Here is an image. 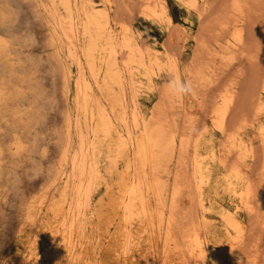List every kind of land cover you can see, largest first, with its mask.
<instances>
[{
    "label": "bare ground",
    "instance_id": "obj_1",
    "mask_svg": "<svg viewBox=\"0 0 264 264\" xmlns=\"http://www.w3.org/2000/svg\"><path fill=\"white\" fill-rule=\"evenodd\" d=\"M24 1L26 2L24 4L31 5L32 9H29H31L33 13L32 16L34 17V20L35 18H37L39 20V24L43 26L42 28H44V30L46 31L45 37L48 39V42L46 43L53 49V51L49 53V55L47 53V57H43L42 55L40 56L41 59L39 60L41 65H45L46 62V65L50 66L49 69H51V73H54L55 76L61 78L59 79L58 77H56V79L62 80V84L58 86L59 88L60 86L62 87L61 89H63V95L65 96V100H63L65 101L66 110L64 112V122L61 121L64 123V126L63 124H61L62 127H64V130L62 129L64 136L60 142V145L58 144L60 148V152H57V154H60L59 162H57V159V161L55 160L58 163V167L54 175L55 179L53 180L55 181V183L57 181L56 188L54 192L44 191L38 196L32 197L29 204L26 203L27 201L24 202L26 204L22 203L21 206L17 204L22 209L20 210L18 206V210H20L21 212L23 211V218L21 219L22 223L20 227L18 225L19 232L17 233V238L15 239L14 244L11 246L10 251L8 252L7 259L4 258L6 259V261L2 263L201 264L200 262L204 260L203 263L205 264V259L208 258L211 260L212 264H223V255L236 256L239 253V250L242 248V246H240V243L243 244L244 237L245 235H247V228H245V223L238 211L240 203L246 205V207L250 209V211L253 207L255 208V210L257 209L255 205L252 204L253 197L256 198V201H253L254 204L255 202H257L258 205L260 203L257 197H255V183L253 184L248 175L247 167L249 165L246 164V160L247 156L249 155H251L252 158V154H259V157L261 154L257 153L259 151L257 147L255 149L258 151L254 149L256 145H254L253 147L250 141H247L243 139V137H241V130L244 129L246 125L245 119H243V122L240 121L242 119L238 120L240 122H234L233 118H231L233 119V121L231 120L233 123L229 121L232 114H234L233 116L238 114L237 111L236 114L234 112L232 113L233 109H235L234 103H236L235 99L237 96L236 83L230 82L226 85V87L222 86V84L226 82H224V78L226 77L225 76L223 78L224 83L221 82V86L225 89L222 88L223 91L221 96L218 95L220 96V98L217 99L216 102L215 100H213L215 104H213L214 106L212 110L208 109V111H203V114H205L204 112H208L207 114H205L206 117L211 116L212 114L211 121H213V126H215L221 132V134L226 136V140H224L227 142L224 143L225 141L223 140L224 142L222 143V141L220 140L218 145L224 144V147L220 145L222 146V149L218 150L217 146L213 142L212 137L202 138L201 136H198V133L200 134L201 132L196 131L197 133L195 132V134H197L199 138L195 139V137H197L195 135L194 139L191 140L192 137L190 136V134L192 133L189 130H193L195 126H198L195 125L196 118L194 119V117H192L194 116L193 114H190L192 116L188 121L189 126L186 127L187 129L185 128L186 130L183 129L184 131L179 127V117L181 114H177V116H179V119L175 117H172V119L171 117H169L171 111L169 112V116L166 114V108L173 107L176 109V105H174V103L177 102L174 100V97L169 95L166 88H160L162 89L161 93L163 92V95L165 96L164 98H166L165 103H163L161 107H158L159 109L155 106L158 112L157 110H155L157 113L152 112L149 116L141 110L140 100L138 98L139 94L142 91H152L155 89V77L160 78V84H163L170 74L178 76L182 79V75L184 73L189 76L188 80L193 79V81L195 80L197 82L204 81V83L206 80L209 81V77H205L207 76L205 75L206 68L208 69L209 66L205 65L207 64L205 62L204 64L199 63L201 60L200 56L203 53L201 55L197 54L198 56L200 55L199 57H197V59L200 58V60H198L199 62L195 60V63L198 62L197 66L193 65V69H190L189 67H187V69L183 68L180 64V59L175 52L178 45L176 44L177 46L173 47L172 51L174 53L169 52L167 48L164 50L158 48L157 37L153 32H151L150 27L145 25L144 29H140L137 27L134 28L127 22H125L126 20L128 21L127 17L130 14L125 13L126 15L128 14L125 21L124 17L120 16V18L123 17L121 18L123 21H117L119 24L118 27H115V14L112 16L111 8L113 6H111V0H0V136L7 135V138L12 141V145L15 146V150L13 153L22 154L23 152L28 150V147H26L25 145L28 142L27 140L31 139L30 137L29 139H26L28 137V110H24V108L21 107L24 105L28 106V99H30L32 95L38 98L39 93L33 91L31 92V95L28 92V88L32 89L31 86H33V83L31 81L33 79H37L36 76L33 75L34 73L31 71V69L33 67V71L36 69L35 66L37 65L38 61L36 58H33V56H31L32 54H29L24 59V57L21 56V54L24 53L20 50V47L28 48V46L32 44L35 46H39L41 42H39V44L35 43L37 38L34 34V36H30L28 38V31L24 33L20 32L18 24L16 23V12H14V10L18 8V10L21 9L19 6L16 7V9H14L15 7L13 8L15 3L16 5L17 3L18 5H22ZM155 1L156 0H154V2ZM206 1L205 4L207 5L208 2ZM245 1L246 0H244V2ZM158 2H160V0ZM244 2L243 0H232L231 2L232 12H234L232 18H234L235 16V18L233 19V21L235 20V22L232 23V19L230 18L231 16L228 17L225 15V19H231L229 22H231L232 24L229 25H231L232 27L233 25H235L236 28V25L238 23H240L241 25H246V23H248L245 21L244 17L245 7L247 6L244 4ZM186 3L196 10H198L202 5L204 6V3L201 5L200 0H186ZM220 3H222L221 5H225L223 4V1L221 2V0ZM153 4H150L149 0H143L142 4H140L142 13H144L145 16L152 19L156 23H158V20L165 18L167 22H169V24H172L173 20L168 13L166 2L163 0L156 5ZM221 5L220 7H222ZM207 7L209 6L207 5ZM216 7H219V5ZM115 8L119 10L118 7ZM246 8L248 9V7ZM220 9L222 10L224 8ZM130 11L129 13H131ZM134 11L135 9H133L132 13ZM199 11L201 12L200 9ZM204 11L206 10H203V13ZM246 12L245 14H247L249 11L247 13ZM203 13L199 14L203 15ZM228 13L230 14V12ZM22 14H24L23 11ZM133 14L135 16L138 15L137 13ZM255 15H257V13ZM132 16L133 15H131V19ZM28 17L29 16L27 12V21H29ZM117 18L119 17L117 16ZM29 19L32 18L30 17ZM133 19V21H135V17ZM204 19L207 18L204 17L203 20ZM255 19L257 18L255 17ZM209 20L210 19H208V21ZM226 22L227 21L223 23L225 24ZM31 23H33L34 25L35 21L33 22L31 20ZM223 23H220L221 26H223ZM262 23H264V20L261 19V24ZM256 24L254 25L256 26ZM249 25L251 28V24ZM201 26L203 27L204 25ZM214 26L217 27V25ZM29 27L30 28L28 29H31L32 27L34 28V26L31 27V25H29ZM208 27L210 26H207V28L205 29H209ZM242 27H239L240 29L239 31L237 30L238 32L235 35L239 37L240 41H242ZM177 28L180 31V28ZM212 28V30L215 29L213 26ZM228 28H230V26H228ZM201 29L202 28L200 27V30ZM175 30L174 32H176ZM227 30L223 31L222 29L223 33L229 32ZM182 31H184V27ZM202 31H204V29ZM202 31H200V33L202 34L206 32V30L204 32ZM214 31L217 32V30ZM170 32H172V30ZM170 32L168 33V35L170 34ZM208 32L207 34H205L208 35L210 33ZM220 33L221 35H223L222 32ZM30 34L31 33H29V35ZM226 34L224 33V36ZM177 35L179 34L177 33ZM209 35V37H212L211 34ZM196 36L197 35H195V37ZM216 36H218V34ZM219 36L218 38L224 40L225 37L222 38L223 36ZM169 38L165 40L168 42ZM184 38L188 37L184 36ZM261 38L263 41L264 36ZM203 39L207 40L208 38H205L203 36ZM246 40L247 37L245 41ZM183 41L184 39L182 40V42ZM213 41L215 42V39ZM251 43H249L248 45H250ZM164 45L163 47H167V45L170 46V43L168 42L167 45ZM171 45H173V43H171ZM243 49L246 48L243 46ZM213 51H216V49ZM249 51H251L252 53V50ZM216 53L213 52V56H215L214 54ZM223 53H225V50ZM260 53H262V50ZM238 57L240 59L241 56L238 55ZM192 58L194 59L193 56ZM21 61H28V64L23 65L21 64ZM193 61L194 60L191 61V64ZM17 62H19L18 65H16ZM206 62L210 64L213 63L209 61ZM218 64L220 65V62ZM258 64L261 63L259 62ZM29 66L32 68L29 69ZM47 66L45 67L48 69ZM215 66L216 65L214 64V67ZM38 68H40V66ZM211 69H213V67ZM221 69L223 70L224 68L221 67ZM223 71H226V69ZM229 72L233 73L231 71ZM250 73L252 74V71ZM47 74L49 76V73ZM238 74L236 76H238ZM212 75L215 76L214 74ZM219 75L220 74L217 73L216 76L220 79ZM217 77H215V79H217ZM212 78L213 77H211L210 80H212ZM228 79L231 78L228 77L227 80ZM260 79H258V81H261V85L258 86H261L260 89L262 92H264V72L260 76ZM244 81H246L245 78ZM248 81L250 80L248 79L246 82ZM16 82H19L22 89L16 87ZM206 83L207 87L206 84L204 85L206 89L208 91L210 89L213 90L212 86L215 85L212 84L211 86H209V83ZM160 84L158 85L160 86ZM158 85L157 87H159ZM54 86L57 85L55 84ZM194 86H197L196 88H198L199 85ZM208 86L210 89H208ZM239 87H241L242 90V82L241 86ZM216 88L218 89L219 87L215 86L214 90ZM249 89L251 90L252 88L249 87ZM198 91L203 92L202 90ZM56 92H58L59 96L61 95L59 94V91ZM161 93L159 95H161ZM204 93L205 92H203V94ZM196 94L199 95L198 97L196 96L197 98L203 96L202 93L201 96L200 94H198V92H196ZM209 94L211 95V93ZM258 95L256 99L254 98V101L251 97L252 101L254 102L253 107L255 112L249 105L252 108L250 110L254 112H252L254 114L253 118H257L259 114L261 115V113L264 112V96L262 94ZM62 97L60 98L62 99ZM53 98L55 97L53 96ZM60 98L58 97V100ZM202 98H200L201 101L198 103V105L201 104L202 101H206L202 100ZM238 98L240 97H237V99ZM241 98H243V96ZM184 99L185 98L179 99L177 103L178 106L183 108V111L184 109L186 111L187 102H185ZM245 100L242 99V101ZM206 103L208 104V102H202V106ZM210 104L212 106V102ZM206 105H204V107L202 108H200L199 106L200 109L198 110H205ZM208 105L206 107V110L208 108ZM52 108H54L53 105ZM210 110L212 111V113L209 114ZM175 111L176 110H174V112ZM242 111L240 110L242 114H238V117L244 116L245 111ZM174 112L172 113L174 114ZM29 113L34 116L35 120H37L38 118H42V116L37 114V112L34 110ZM252 113L248 114L252 116ZM188 114L185 113V117ZM245 116H247L246 118L250 117L246 113ZM236 117H234L235 120L238 119ZM201 119L197 123L202 124ZM249 119L250 118L246 119V121ZM187 120L188 118L184 121ZM203 122L205 121L203 120ZM184 125L185 124H183V126ZM203 126V133L206 135L210 132V125L208 123H203L202 127ZM3 129H6L7 132H1V130ZM38 130L36 131L40 133V129ZM200 130L201 129H199L198 131ZM50 134H52L51 137L54 138V134L49 133L48 135L50 136ZM59 135L55 139L61 137ZM253 135L255 136L256 133ZM261 137L260 140H264V129L262 128ZM47 139L49 140V138ZM4 143V139L0 141V159H3L7 151L12 150L11 146L6 147L4 146ZM34 143L35 142L33 141V144ZM48 143L51 145L50 141H48ZM43 144L44 143H42V145ZM262 144H264L263 141L260 145ZM46 145H43V148ZM260 145L259 147H261ZM220 146H218V148ZM39 149L37 150L39 151ZM260 150V152H262V149ZM188 152L191 153L190 156H187ZM45 155L44 157L47 156ZM258 156H255V158H259ZM4 158L7 159L6 157ZM21 158L17 159L21 160ZM32 158L33 156L31 157V159ZM252 159V161L257 160L254 159V157ZM30 160L29 162L31 163V161L33 160ZM252 166L253 165L251 162L250 167ZM184 169L187 171H184ZM252 169H254V167H252ZM6 170L7 168L3 167L0 164V176H4L6 173H10L11 175L12 170ZM183 172L189 173L184 174ZM48 173L50 174L49 171ZM12 174H14V172ZM51 174L53 175V173ZM12 177H10L9 179H11ZM44 181L46 180L44 179ZM261 182H263V180ZM9 185L5 184V186H8L6 187L7 189L9 188ZM2 186L5 187L4 184ZM53 186L55 185H52V187ZM42 187L41 189L44 188ZM0 189L2 190V188ZM219 189H222L230 196L236 197V199L239 200V203H236L235 206H232L230 204L225 205L220 202L218 200V195H220ZM9 190L13 191L10 188ZM9 193L11 194V192ZM2 195L0 196L2 197ZM182 195H190V199H188L189 197H186L188 201H196V204L201 210V214H199V216H194L196 214L195 210L198 209H192L195 214L193 212V216H190L189 212L191 210V207L189 208V206H187L188 209H185V206V208L182 207V202L184 200L183 198V200L181 201V198L183 197ZM206 197L208 199L209 205L205 202ZM259 200L261 201L260 196ZM8 202L10 203V201ZM185 202L186 201H184V203ZM257 204L256 206L258 207ZM196 207L194 206L193 208ZM207 211L215 212L219 216L221 226L215 225L210 221L209 217H207L205 213ZM181 213H184V215L180 216ZM6 216L7 215H5V217ZM185 217L187 218L186 221H184ZM261 225L263 226L264 223ZM248 228V239H250V235L252 236V232L250 234V225ZM252 240L253 239L247 240L248 243L245 242L247 243L245 244L247 248L249 246L248 244H251L248 250L252 248V243H249ZM257 243L258 242H256V245ZM245 249L246 248L244 247V250ZM244 250L243 252H245ZM250 250L253 251V249ZM250 250L248 252H250ZM254 255L255 253L253 254V257L251 255L250 257L249 255H247L251 264L254 262ZM260 257L261 256H259V258ZM241 259H243V257ZM245 260L246 259L239 261L241 264H243ZM229 261L230 260H228V264ZM231 262H233V260Z\"/></svg>",
    "mask_w": 264,
    "mask_h": 264
},
{
    "label": "rangeland",
    "instance_id": "obj_2",
    "mask_svg": "<svg viewBox=\"0 0 264 264\" xmlns=\"http://www.w3.org/2000/svg\"><path fill=\"white\" fill-rule=\"evenodd\" d=\"M29 1V0H28ZM96 1H99V0H96ZM117 0H111V6H113L112 8H111V13H112V16L114 15V18H115V23H114V26L115 27H118V22L117 21H123L121 18H123L124 17V21L126 20V16H128V14H130L129 16H130V19H129V16L127 17L128 18V21L130 22L131 20V24L126 20L125 22H127L129 25H131L132 27H134V28H140V29H144L145 28V25H147L148 27H150L151 28V32H153L155 35H156V37H157V46H158V48H161V49H166L167 48V50L169 51V52H171V53H174L172 50H173V47L174 46H177V49L175 50V52H176V55H178V57H179V59H180V64H181V66L183 67V68H185V69H187V67H189L190 69H193L194 68V66L196 65L197 66V63L199 62L198 60H200V58H201V60H200V62L199 63H202V64H204V62L205 63H207V64H205V65H208L209 66V68L207 69L206 68V72H205V75H207V76H205V77H209L208 79H209V81H205V83H204V81H193V79L191 80H189V81H193V89H194V94L192 95V94H190V95H186L185 97H183V98H185L184 99V101L185 102H187V109H186V111H185V109H184V111H183V108H181L180 106H178V99H175L174 98V100L175 101H177L176 103H174V105H176V109L175 108H173V107H168V108H166V114L169 116V112H170V116L169 117H175V118H178L179 116H177V114L179 115V114H181L180 115V121H179V127H180V129L181 130H186L187 128V126H189V124H188V121H189V119L191 118V116L192 115H190V114H193L194 116H192V117H194V119H195V125H198L197 127L195 126L194 127V129L192 130V129H190L189 131H191V133L193 134H190V136L192 137L191 138V140H193L194 139V137H195V135L197 136V134H195V132L197 131V132H201L200 134L198 133V136H201L202 138H204V137H207V138H213V142L215 143V145L217 146V149L218 150H220V149H222L221 147L224 145H222V144H220V145H222V146H220V145H218L219 144V141L221 140L222 141V143L226 140L225 138H226V136H224L223 134H221V132L215 127V126H213V121H211L212 120V114H211V116H205V114H207L208 112H204L205 114H203V111H208V109H213V104H215V102H216V100L217 99H219L220 98V96H221V94H222V91H223V89H225L224 87H226V85L228 84V83H236V90H237V92H236V103H234V107H235V109H233V111H232V113L234 112L235 114H236V111H237V113L238 114H242L241 112H240V110L242 111V110H244V111H242V112H244V116L243 117H238L237 115L238 114H236L235 116H233L234 114H232V116L230 117V122H232L233 121V119H234V122H236V121H238V120H240V119H242V120H240V121H242L243 122V119H245V122H246V125H245V127H244V129H242L241 130V137H243V139H245V140H247V141H250V143H252V145H253V147H254V145H256L255 147H254V149L257 147V149L259 150H256V151H258L257 153H261L260 154V157L258 156L259 154H257V155H254V154H252V158L254 157V159H257V160H254V161H252L253 159L251 158V155H249V156H247V160H246V164H248L249 166L248 167H250V165H251V162H252V167H254V169H255V171H254V169H252V167H250V168H248L247 167V170H248V175H249V177H250V179H251V181L253 182V184H254V186H255V197H257V199H258V201L260 202H258L259 203V205L257 204V202H255V204L253 203V201H256V198H254L253 197V201H252V204L253 205H255V207L257 208L256 210H255V208L253 207L252 209H251V211H250V209H248L247 207H246V205H244L243 203H240V207H239V209H238V211H239V213H240V215H241V217H242V220L244 221V223H245V228H247V235H245V237H244V240H243V244L242 243H240V246H242V248L239 250V253L236 255V256H228V255H223V264H228V260H230L229 261V264L231 263V264H239L240 263V261L239 260H243V259H246L244 262L243 261H241V262H243V264H251V262H249L250 260H249V257H250V255L253 257V254L255 253V257H254V262L252 263V264H264L263 262V260H264V225L262 226L261 224H263L264 223V210H263V207H264V201H263V199H264V144H262V145H260L261 143H262V141H263V143H264V140L263 139H261L260 140V137H261V128L262 129H264L263 127H264V112H262L261 113V115L259 116H257V118L255 117V118H253L254 117V112H255V110H254V107H253V104H254V98L256 99V97H257V95L258 94H262L263 96H264V92H262L261 91V89H260V87L258 86V85H261V79H260V76L263 74V72H264V53H263V51H264V38H263V41H262V38L261 37H263L264 36V23H262L261 24V19L262 20H264V0H249V1H245L244 2V0H243V2H244V4L245 5H247L246 7H248V9L245 7V11H244V17H245V21L246 22H248V23H246V25L244 24V25H241L240 23H238L237 25H236V28H235V25H233V27L231 26V25H229V24H232L233 22H235V20L233 21V19L235 18V16H234V18H232L233 16L232 15H234V12H232V5H231V2H232V0H221V2L223 1V4H225V5H221L222 3H220V0H200V3H201V5L204 3V6L202 5L199 9L201 10V12L199 11V9L198 10H196V9H194V8H192V7H190L187 3H186V0H164L165 2H166V5H167V8H168V13H169V15L172 17V20H173V25L172 24H169V22H167V20L164 18H162V19H160V20H158V23H156V22H154L152 19H150V18H148L147 16H145V14L144 13H142V8L140 7V4H142V2H143V0H119V1H117ZM139 1V2H138ZM142 1V2H141ZM159 1V0H158ZM157 0L154 2V0H149V3L150 4H153V5H156V4H158V3H160V2H162L161 0H160V2H158ZM205 1L206 2H208L207 3V5L209 6V7H207V5L205 4ZM216 1V2H215ZM260 1V2H259ZM141 2V3H140ZM210 2V3H209ZM249 2V3H248ZM24 3H26L25 1L23 2V4L22 5H18V3H17V5H16V3H15V5H14V3H13V8L14 9H16V7H20V9L21 10H18V9H16V10H14V12H16L15 14V16H16V23L18 24V28L20 29V32L21 33H24V32H27L28 31V38L31 36H34V35H36V42L35 43H38L39 44V42H41L40 43V45L39 46H35V45H30V46H28V48H26V47H20V50L21 51H23V53L24 54H21V56L22 57H24V59L30 54H32L31 56H33V58H36L37 59V61H38V63H37V65L35 66L36 67V69L33 71L32 69L34 68H32V67H30L29 66V69L30 68H32L31 69V71L34 73L33 75L34 76H36V80H32L31 82L33 83V86H31L32 87V89L31 88H28V92L32 95V93L31 92H33V91H36V92H39L38 93V98H36V97H34L33 95H32V97L30 98V99H28V106H26V105H24V106H22L21 108H24V110H28V137L26 138V139H29V137L31 138V139H29V140H27L26 142H27V144H25L26 145V147H28V150L27 151H25V152H23L22 154H20V153H13L14 152V150H15V146L14 145H12V141H10L7 137V135L5 136V135H2V136H0V141H2L3 139L5 140V143H4V146H11L12 147V150L11 151H7L6 153L10 156H8L6 153H5V156L4 157H6L7 159H5L4 157H3V159H0V164L3 166V167H6L7 168V170H9L10 169V171L12 170V173L14 172V174H12L11 173V175L13 176H11L10 175V173H6L4 176H0V188H2V190L0 189V195H2V197L0 196V264H3L2 262H4V261H6V259H7V257H8V252L10 251V248H11V246L14 244V242H15V239L17 238V233L19 232V227L21 226V223H22V218H23V211L21 212L20 210H22L21 209V204L22 203H24V202H26V203H30V201H31V199H32V197H35V196H38L40 193H42V192H44V191H49V192H54V190H55V188H56V183H57V181H56V183H55V181H53L54 179H55V173H56V169H57V167H58V163L57 162H59V159H60V154H57V152L59 153L60 151V148H59V145H60V142H61V140H62V138H63V136H64V133H63V130H64V127H62V125L61 124H63V126H64V112H65V110H66V105H65V96L63 95V89H61L62 87L60 86V88H59V86L58 85H61L62 84V80H58V79H56V77H58V76H55V74L54 73H51V69H49L50 68V66H47L46 64V62H45V65H41V63H40V60L39 59H41V57L40 56H42L43 55V57H47V53H48V55H49V53H51L52 51H53V49H52V47L51 46H49V45H47V43L46 42H48L47 40V38L45 37L46 36V31L44 30V28H42L43 26H41L40 24H39V20L37 19V18H35V20H34V17L32 16L33 15V13H32V11H31V5L30 4H24ZM115 3V4H114ZM117 3V4H116ZM118 3H120V4H118ZM140 3V4H139ZM168 3V4H167ZM216 3H218V4H216ZM260 3V4H259ZM176 4H178V5H176ZM249 4H253V5H249ZM117 5V6H116ZM205 5H206V8H205ZM219 5V7H216V6H218ZM220 5L222 6V7H220ZM259 7H257V6ZM120 6V7H119ZM142 6V5H141ZM189 6V7H188ZM226 6V7H225ZM115 7H118L119 8V10L117 9V8H115ZM124 7V8H123ZM139 7V8H138ZM143 7V6H142ZM257 8V9H255V8ZM29 8H31V9H29ZM138 8V9H137ZM203 8V9H202ZM215 8V9H214ZM220 8H224V9H220ZM251 8V9H250ZM133 9H135V11L133 12V13H137L136 15L137 16H135L133 13H132V11H133ZM211 9V10H210ZM212 9H213V11H212ZM217 9H219V10H217ZM27 10V11H26ZM29 10V11H28ZM117 10V11H116ZM129 10H132V11H130L131 13H129V11L127 12V11ZM203 10H206V11H204V13H205V15H204V13H203ZM221 10V11H220ZM229 10V11H228ZM22 11H23V13L24 14H22ZM26 11V12H25ZM138 11V12H137ZM139 11H140V14H139ZM192 11V12H191ZM211 11V12H210ZM215 11H217V12H215ZM220 11V12H219ZM248 13H247V12ZM257 11V12H256ZM27 12H28V20L29 21H27V18H26V15H27ZM123 12V13H122ZM207 12V13H206ZM209 12V13H208ZM213 12V13H212ZM228 12H230V14L228 13ZM245 12L247 13V14H245ZM22 15H21V14ZM125 13H128L127 15L125 14ZM199 13H203V15H204V17H206L207 19H204L203 20V15L201 14H199ZM232 13V14H231ZM249 13H251V14H249ZM257 13V15H255ZM120 14V15H119ZM260 14V15H259ZM19 15H21V16H19ZM24 15V16H23ZM120 18V16H123V17H121L120 19L119 18H117V16ZM131 15H133L132 16V19H131ZM212 15V16H211ZM225 15L226 16H228V17H230L231 19H232V23L231 22H229L231 19H225ZM116 16V17H115ZM21 17H22V19H21ZM32 18V19H29V18ZM135 17V21H133L134 18ZM210 17V18H209ZM213 19H212V18ZM248 17V18H247ZM252 17V18H251ZM255 17L257 18V19H255ZM260 19H259V18ZM250 18V19H249ZM19 19V20H18ZM117 19H119V20H117ZM208 19H210L209 21H208ZM252 19V20H251ZM255 19V20H254ZM259 19V20H258ZM31 20L34 22L35 21V23H34V25H33V23H31ZM165 20V21H164ZM202 20V21H201ZM257 20V21H256ZM225 21H227L225 24L223 23V22H225ZM255 21H256V23H255ZM117 22V23H116ZM200 22V23H199ZM223 23L222 25L223 26H221V24L220 23ZM229 22V23H228ZM218 23V24H217ZM227 23H228V26H230V28H228V26H227ZM27 24H28V26H27ZM117 24V25H116ZM200 24V25H199ZM209 24V25H208ZM213 24V25H212ZM249 24H251V28H250V25ZM254 24H256V26L254 25ZM29 25H31V27L32 26H34V28L32 27L31 29H28V28H30L29 27ZM39 25V26H38ZM170 25H172V26H170ZM176 27H175V26ZM201 25H204L203 27L201 26ZM214 25H217V27L216 26H214ZM259 25H261V26H259ZM36 26V27H35ZM184 27V31H182L183 30V27ZM202 28L201 30H200V27ZM207 26H210V27H208L209 29H205V28H207ZM212 26L215 28L214 30H217V32H215L214 30H212L213 28H212ZM227 26V27H226ZM245 27V28H243V27ZM254 26V27H253ZM259 26V27H258ZM263 26V27H262ZM42 29H41V28ZM170 27H171V29H170ZM177 27H179L180 28V31H179V29L177 28ZM182 27V28H181ZM222 27V28H221ZM239 27H242V41H240L239 40V37L238 36H235L236 35V33L239 31ZM253 27V28H252ZM255 27H257V28H255ZM263 29H262V28ZM36 28V29H35ZM168 28V29H167ZM221 28V29H220ZM229 29V30H227V29ZM255 28V29H254ZM28 29V30H27ZM175 29H177V30H175ZM185 29H186V31H185ZM204 29V31L206 30V32H204V31H202ZM222 29H223V31H225V30H227V31H229V32H224L225 34L226 33H228V34H226L225 36H224V33H223V31H222ZM225 29V30H224ZM232 29H235V30H232ZM252 31H251V30ZM257 29V30H256ZM263 31H262V30ZM172 30V32H170V31ZM174 30L176 31V32H174ZM199 31V33H198V31ZM210 32H208V31ZM212 32H211V31ZM238 30V31H237ZM260 32H259V31ZM179 31V32H178ZM200 31H202V32H204V34L206 33L207 34V32L209 33V34H211L212 35V37H213V39H212V37H209L210 35L208 34V35H204V34H202V33H200ZM214 31V32H213ZM231 31V32H230ZM170 32V34L168 35V33ZM220 32H222V34L223 35H221V33ZM245 32V33H244ZM246 32H249V33H246ZM253 33V34H251V33ZM29 33H31L30 35H29ZM175 33V34H174ZM177 33L180 35H177ZM187 33V34H186ZM199 35H198V34ZM212 33H214V34H212ZM220 33V34H219ZM231 33V34H230ZM263 35H262V34ZM34 34V35H33ZM44 34V35H43ZM203 35L205 38H208L207 40L209 41H207V40H205V39H203V36H201V35ZM218 34V36L220 35V36H223L222 38H224V40L222 39L221 40V38H218V36H216V35ZM195 35H197L196 37H195ZM248 35V36H247ZM261 35V36H260ZM167 36H169V37H167ZM183 36V37H182ZM184 36L185 37H188V38H184ZM201 36V37H200ZM207 36V37H206ZM219 36V37H220ZM226 36H227V38H226ZM172 37V38H171ZM175 37V38H174ZM178 39H177V38ZM179 37H180V44H179ZM200 37V38H199ZM214 37H217V38H214ZM246 37H247V40L245 41V39H246ZM258 37H260V38H258ZM167 38H169L168 40V42L170 43V46L169 45H167L168 44V42L165 40V39H167ZM198 39V40H196V39ZM202 38V39H201ZM248 38H249V40H248ZM253 38V39H252ZM45 40V41H41V40ZM176 39V40H175ZM184 39V43L182 42V40ZM201 39V40H200ZM215 39V42L213 41ZM218 41H217V40ZM164 40H165V42H164ZM172 40H173V42H172ZM200 40V41H199ZM203 40H204V42H203ZM212 40V41H211ZM251 40V41H250ZM263 43H262V42ZM43 42V43H42ZM166 42H167V44H166ZM199 42V43H198ZM207 42V43H206ZM242 42V43H241ZM252 42V43H251ZM47 45V47H49V48H47L46 47V45ZM164 43H165V45H167V47H163V45H164ZM171 43H173V45H171ZM249 43H251L250 45H248ZM38 44H36V45H38ZM163 44V45H162ZM177 44V45H176ZM198 46H197V45ZM210 44V45H209ZM228 46H227V45ZM231 44V45H230ZM246 44H247V46H246ZM262 44H263V46H262ZM164 45V46H165ZM180 45H181V47H180ZM201 45H202V47H201ZM207 45V46H206ZM240 45H243L246 49H243V46H240ZM35 47V48H33V47ZM43 46H44V48H43ZM182 46H184V47H182ZM196 46V47H195ZM231 46V47H230ZM239 46H240V49H239ZM262 46V47H261ZM30 47V48H29ZM40 49H39V48ZM46 47V48H45ZM197 47H198V49L200 50H198L197 49ZM200 47V48H199ZM223 47V48H222ZM32 48V49H31ZM43 48V49H42ZM176 48V47H175ZM184 48V49H183ZM202 48V49H201ZM214 48V49H213ZM220 48H221V50H220ZM227 48V49H226ZM248 48V49H247ZM263 48V49H262ZM215 50L216 49V51H213V50ZM225 50V53H223L224 52V50ZM237 49V50H236ZM217 52L216 54H214L215 56H213V52ZM226 50H228V51H226ZM239 50V51H238ZM249 50H252V53H251V51H249ZM261 50H262V53H260L261 52ZM203 51V52H202ZM212 53H211V52ZM232 51H234V52H232ZM235 51H236V53H235ZM180 54H179V53ZM193 52H195V53H193ZM198 52V53H197ZM255 52V53H254ZM35 53V54H34ZM203 53V54H202ZM221 53V54H220ZM223 53V54H222ZM38 54V55H37ZM44 54H46V55H44ZM197 54H202L201 56L202 57H205V58H202L200 55V58H198L197 59V57H199ZM209 54V55H208ZM224 54H227V55H224ZM251 54V55H250ZM261 54V55H260ZM208 57H207V56ZM216 55H218V56H216ZM238 55L239 56H241L240 57V59H239V57H238ZM258 57H257V56ZM40 58H39V57ZM192 56L194 57V59L192 58ZM213 56V57H212ZM221 56H222V58H221ZM215 57V58H214ZM225 57V58H224ZM263 57V58H262ZM208 58V59H207ZM35 59V60H36ZM214 59V60H213ZM216 59V60H215ZM249 59V60H248ZM261 59V60H260ZM192 60H194L193 62H192V64H191V61ZM195 60H197L198 62L197 63H195L196 61ZM202 60H204V61H202ZM212 60V61H211ZM245 60V61H244ZM252 60V61H251ZM260 60V61H259ZM202 61V62H201ZM206 61H209V62H213V63H208V62H206ZM221 61H223V62H221ZM24 62V63H23ZM21 61V64H23V65H25V64H28V61ZM26 62V63H25ZM220 62V65L218 64ZM240 62V63H239ZM256 62V63H255ZM261 63V64H258V63ZM224 63V64H223ZM239 63V64H238ZM251 63V64H250ZM253 63V64H252ZM19 64V62H17L16 63V65H18ZM214 64L216 65L215 67H217V68H215L214 67ZM225 64H227V65H225ZM229 64V65H228ZM230 64H231V66H230ZM247 64H248V66H247ZM49 65V64H48ZM194 65V66H193ZM204 65V66H205ZM211 65V66H210ZM40 66V68H38V67ZM45 66H47L48 67V69L45 67ZM191 66V67H190ZM192 66H193V68H192ZM227 66V67H226ZM240 66V67H239ZM263 66V67H262ZM15 67V66H14ZM44 67V68H43ZM213 67V69H211ZM220 67V68H219ZM221 67L222 68H224L223 70H225L226 69V71H223L222 69H221ZM226 67V68H225ZM235 67V68H234ZM237 67H238V69H237ZM245 67V68H244ZM42 69H44V70H42ZM218 69H220V70H218ZM233 69V70H232ZM216 70V71H215ZM221 70H222V72H221ZM240 70H242V71H240ZM40 71V72H39ZM43 71V72H42ZM209 71V72H208ZM229 71H231V72H233V73H230ZM245 71V72H244ZM252 71V74L250 73ZM259 73H258V72ZM208 72V73H207ZM211 72V73H210ZM225 72H226V74H225ZM240 72V73H239ZM247 72V73H246ZM250 74H249V73ZM256 72H257V74H259V75H257L256 74ZM47 73H49V76H48V74ZM217 73H219L220 75V79L216 76L217 75ZM222 73V74H221ZM239 73V74H238ZM255 73V74H254ZM212 74H214L215 76H213ZM232 74V75H231ZM238 74V76H236ZM246 74V75H245ZM254 74V75H253ZM47 75V76H46ZM186 74L184 73L183 75H182V80H186V78H187V80H188V75H186ZM211 75V76H210ZM223 75V76H222ZM52 76V77H51ZM55 78H54V77ZM222 76V77H221ZM226 76V77H225ZM233 76V77H232ZM243 77V79H242V77ZM245 76V77H244ZM247 76V77H246ZM249 76H250V78H249ZM254 76V77H253ZM49 77V78H48ZM186 77V78H185ZM211 77H213L212 78V80L214 79V80H217V81H212V80H210V78ZM215 77H217V79H215ZM225 77V78H224ZM231 78V79H228L227 80V78ZM59 79H61L60 77H58ZM223 78H224V82H223ZM234 78V79H233ZM244 78H245V80L247 81L248 79L250 80V81H248V82H246V81H244ZM45 81H44V80ZM253 79V80H252ZM258 79H260L259 81H258ZM41 80V81H40ZM49 80H50V82H49ZM58 80V81H57ZM241 80V81H240ZM53 81V82H52ZM57 83H56V82ZM212 81V82H211ZM233 81H235V82H233ZM258 82V83H256V82ZM40 82V83H39ZM160 78H157V77H155V85H156V87H155V89L154 90H144V91H142L140 94H139V100H140V107H141V110L146 114V115H151V113L153 112V113H157L158 112V110H157V108L158 107H161V105L163 104V103H165V101H166V98H164L165 96L163 95V92L161 93V90L162 89H160V88H162V84H160ZM206 82H208L209 84V86H211L212 84L213 85H215L216 87H219L218 89L216 88L215 90H216V92H215V90H214V88H215V86H212L211 88L213 89V90H211L210 88H209V86H208V89H210L209 91L206 89V87H207V83ZM220 82V83H219ZM224 83V84H222V83ZM240 82V83H239ZM241 82H242V90H241V87H239V86H241ZM250 82V83H249ZM251 82H252V84H251ZM255 82V83H254ZM37 83V84H36ZM46 83V84H45ZM51 83H54V84H51ZM195 83V84H194ZM196 83H198V84H196ZM215 83V84H214ZM218 83V84H217ZM240 85H239V84ZM245 83H246V85H245ZM57 85V86H54V85ZM158 84H160V86L158 85ZM206 84V87L204 86ZM217 84V85H216ZM221 84H222V86H224V87H222L221 86ZM255 84V85H254ZM16 87L17 88H21L22 89V87H21V85L19 84V82H16ZM157 85L159 86V87H157ZM194 85H199L198 86V88H196ZM245 85V86H244ZM248 85H250V86H248ZM252 85V86H251ZM253 85H254V87H253ZM53 86V87H52ZM55 87V88H54ZM56 87H58V88H56ZM201 87V88H200ZM205 87V88H204ZM249 87L250 88H252L251 90L249 89ZM259 87V88H258ZM45 88V89H44ZM159 88V89H158ZM223 88V89H222ZM245 88V89H244ZM247 88V89H246ZM254 88H255V90H254ZM257 88H258V90H257ZM48 89H49V91H50V93H49V91H48ZM61 89V90H60ZM158 90H159V92H158ZM198 90H202L203 92H205L204 94H203V92H199ZM248 92H247V91ZM253 90V91H252ZM48 91V92H47ZM55 93H54V92ZM56 91H59V94H61L60 96L58 95V92H56ZM62 91V92H61ZM213 91H214V93H216V94H214L213 93ZM217 91H218V93H217ZM252 91V92H251ZM52 92V93H51ZM61 92V93H60ZM196 92H198V94H200V96L203 94V98L202 97H199V98H197L199 95H197L196 94ZM221 92V93H220ZM247 92V93H246ZM257 92H258V94H257ZM261 92V93H260ZM57 93V94H56ZM161 93V95H159ZM202 93V94H201ZM209 93H211V95L209 94ZM54 94V95H53ZM72 94V93H71ZM205 94H207V95H205ZM213 94V95H212ZM245 94V95H244ZM248 94V95H247ZM56 95V96H55ZM58 95V96H57ZM218 95H220V96H218ZM241 95V96H240ZM256 95V96H255ZM53 96L55 97V98H53ZM64 98H63V97ZM163 96V97H162ZM190 96V97H189ZM197 96V97H196ZM205 96V97H204ZM217 96H218V98H217ZM243 96V98H241ZM250 96V97H249ZM255 96V97H254ZM259 96V95H258ZM58 97L60 98V97H62V99L60 98L59 100H58ZM162 97V98H161ZM237 97H240V98H238L237 99ZM253 98V101H252V98ZM161 98V99H160ZM187 98V99H186ZM200 98H202V100H206V101H202V102H208V108H207V110H206V107H207V105L206 104H203V106H202V102H201V104H199L198 105V103L201 101L200 100ZM207 98H208V101H207ZM64 99V100H63ZM195 99V100H194ZM199 99V100H198ZM241 101H240V100ZM242 99L243 100H245V99H247V100H245V101H242ZM54 102H52V101ZM213 100H215V102L213 101ZM38 101V102H37ZM58 101H60V102H58ZM212 102V106H211V102ZM48 102V103H47ZM210 102V103H209ZM241 102V103H240ZM251 103V104H249V103ZM51 103H52V105H53V107L54 108H52V105H51ZM59 103V104H58ZM157 103V104H156ZM244 103H246V104H244ZM241 104H242V106H241ZM247 104H248V107H247ZM35 107H33V106ZM55 105H57V106H55ZM60 105V106H59ZM62 105H63V107H62ZM197 105H198V107H197ZM204 105H206L205 106V110L203 109H201V111H199L198 109H200V108H202V107H204ZM236 105H238V106H236ZM253 108H251L250 106ZM50 106V107H49ZM157 108H156V107ZM191 106H193V107H191ZM199 106H200V108H199ZM175 107V106H174ZM191 107V108H190ZM212 107V108H211ZM238 107H239V109H238ZM244 107V108H243ZM246 107V108H245ZM58 108V109H57ZM64 110H63V109ZM189 108V109H188ZM195 108H196V110H195ZM238 110H237V109ZM15 109V108H14ZM159 109V108H158ZM168 109V110H167ZM193 111H192V110ZM247 111H246V110ZM250 109H252V110H250ZM32 110H34V111H36L37 112V114H39L40 116H42V118L40 119V118H38L37 120H35V118H34V116L32 115V114H30L29 112H31ZM52 110H54V111H52ZM60 110V111H59ZM155 110H157V112L155 111ZM174 110H176L175 112H174ZM209 111V114L210 113H212V111ZM235 110V111H234ZM155 111V112H154ZM182 111H183V114H182ZM197 111V112H196ZM46 112V113H45ZM172 112H174V114H175V116H174V114L172 113ZM188 112H189V114H188ZM202 112V113H201ZM253 112V113H252ZM172 113V114H171ZM185 113L186 114H188V115H186V117H185ZM195 113V114H194ZM198 113V114H197ZM245 113L248 115V116H250V117H248V118H250L249 120H247L246 121V119H248V118H246L247 116H245ZM253 114L252 116L251 115H249V114ZM208 114V115H209ZM60 115V116H59ZM183 115V116H182ZM190 115V116H189ZM197 115V116H196ZM199 115H200V118H199ZM237 116V117H236ZM205 117V118H204ZM234 117H236V118H238L237 120H235V118ZM50 118V119H49ZM183 118V119H182ZM188 118V120L187 121H184V120H186ZM202 118V119H201ZM231 118H233V119H231ZM252 118V119H251ZM62 119V120H61ZM173 119V118H172ZM177 119V120H178ZM200 119H201V121H202V124L203 123H208L209 125H210V132L208 133V134H204L203 133V130H204V126L202 127V124L201 123H197V122H199L200 121ZM49 120V121H48ZM203 120L205 121V122H203ZM232 120V121H231ZM251 120V121H250ZM256 120V121H255ZM58 121V122H57ZM61 121H63V122H61ZM240 121H238V122H240ZM183 122V123H182ZM187 122V123H186ZM248 122V123H247ZM43 123V124H42ZM45 123H46V125H45ZM58 123H60V124H58ZM197 123V124H196ZM233 123V122H232ZM54 124H56V125H54ZM58 124V125H57ZM170 124H173V123H170ZM183 124H185L184 126H183ZM244 124V123H243ZM252 124H254V125H252ZM5 125V124H4ZM34 125H35V127H34ZM40 125V126H39ZM42 125H44V126H42ZM180 125H182V126H180ZM252 125V126H251ZM6 126H8V125H6ZM30 126V127H29ZM47 126V127H46ZM54 126H56V127H54ZM5 127V126H4ZM35 129H34V128ZM42 127H43V129H42ZM62 127V128H61ZM198 127H200V128H198ZM37 128V129H36ZM46 128V129H45ZM54 128V129H53ZM186 128V129H185ZM216 128V129H215ZM38 129H40V133L38 132L39 130ZM45 129V130H44ZM53 129V130H52ZM63 129V130H62ZM199 129H201L200 131H198ZM36 130H38V131H36ZM49 130V131H48ZM183 130V131H184ZM213 130V131H212ZM256 130H257V132H256ZM7 132V130L6 129H3V130H1V132ZM33 131V132H32ZM194 131V132H193ZM260 131V132H259ZM37 132H38V134H37ZM42 132H44V133H42ZM46 132V133H45ZM196 132V133H197ZM33 133V134H32ZM49 133H53L54 134V138H52L51 136H52V134H50V136L48 135ZM57 133V134H56ZM256 133V135L254 136L253 134H255ZM37 134V135H36ZM47 134V135H46ZM60 134V135H59ZM257 134H260V135H257ZM38 135H39V137H38ZM42 135V136H41ZM45 135V136H44ZM61 136V137H59L58 139H55V138H57V136ZM203 135V136H202ZM35 136V137H34ZM41 136V137H40ZM48 136V137H47ZM56 136V137H55ZM195 137V139L196 138H199V137ZM254 136V137H253ZM6 137V138H5ZM36 137H38V138H36ZM45 137H47V138H49V140L47 139V138H45ZM255 138V139H254ZM258 138V139H257ZM262 138V137H261ZM39 139V140H38ZM44 139H45V141H44ZM225 139V140H224ZM254 139V140H253ZM8 140V141H7ZM224 140V141H223ZM33 141L35 142L34 144H33ZM48 141H50V143H51V145L48 143ZM52 141V142H51ZM56 141V142H55ZM59 141V142H58ZM41 144H40V143ZM227 141H225L224 143H226ZM42 143H44L43 145H46V146H44V148H43V145H42ZM29 144V145H28ZM39 144V145H38ZM50 146H49V145ZM56 144V145H55ZM59 144V145H58ZM261 146V147H259V145ZM33 145H34V147H33ZM42 145V146H41ZM218 146H220L219 148H218ZM40 149H39V148ZM48 147V148H47ZM51 147V148H50ZM55 147V148H54ZM59 149H58V148ZM224 147V146H223ZM30 148V149H29ZM37 149H39V151L37 150ZM54 151H53V150ZM260 149H262V152H260L261 150ZM35 150V151H34ZM51 150V151H50ZM58 150V151H57ZM254 150V151H255ZM38 151V152H37ZM255 151V152H256ZM32 152V153H31ZM190 152H191V150H190ZM190 152H188V154H187V156H190L191 155V153ZM221 152H222V150H221ZM31 153V154H30ZM37 153V154H36ZM254 153V152H253ZM11 154V155H10ZM27 154V155H26ZM49 157H47L46 155ZM25 155V156H24ZM44 155L46 156V157H44ZM58 155V156H57ZM30 156V157H29ZM33 156V158L31 159V157ZM53 156V157H52ZM255 156H258L259 158H255ZM22 157V158H21ZM24 157V158H23ZM27 159H26V158ZM234 157H235V155H234ZM20 159L21 158V160H18V159ZM55 158V159H54ZM33 160V161H31V160ZM58 161H57V160ZM234 159V158H233ZM236 159V158H235ZM29 160L31 161V163L29 162ZM35 160V161H34ZM57 162H56V161ZM262 160V161H261ZM4 161V162H3ZM9 162V163H7V162ZM18 161V162H17ZM261 161V162H260ZM41 162V163H40ZM19 163V164H18ZM40 165H39V164ZM54 163H55V165H54ZM57 163V164H56ZM39 166V167H38ZM256 167V168H255ZM6 170V171H7ZM47 170V171H46ZM54 170H55V172H54ZM21 171V172H20ZM42 171V172H41ZM48 171L50 172V174L48 173ZM184 171H187V170H185L184 169ZM254 171V172H253ZM46 173H48V174H46ZM51 173H53V175L51 174ZM184 174L185 173H189V172H183ZM250 173H251V175H250ZM259 173V174H258ZM253 174V175H252ZM52 175V176H51ZM188 175V174H187ZM259 175V176H258ZM45 176H46V178H45ZM49 176H50V178H49ZM6 177V178H5ZM10 177H12L11 179H9ZM5 178V179H4ZM9 179V180H8ZM20 179V180H19ZM44 179L46 180V181H44ZM4 180V181H3ZM263 180V182H261ZM10 181V182H9ZM55 183H53V182ZM256 181V182H255ZM44 183H46V184H43ZM52 183V184H51ZM4 184V186H5V184L6 185H9V188L10 189H12L13 191H10L9 190V188L7 189L6 187H8V186H5V187H3L2 185ZM49 184V185H48ZM42 185H43V187H42ZM52 185H55V186H53L52 187ZM41 187L43 188V189H41ZM50 187H52V188H50ZM263 187V188H262ZM14 188H16V189H14ZM262 188V189H261ZM9 190V191H8ZM256 190H258V191H256ZM19 191V192H18ZM38 191V192H37ZM219 191H220V195H218L219 197H218V200L220 201V202H222L223 204H225V205H227V204H230V205H232V206H235L236 205V203H239V200H237L236 199V197H234V196H230L229 194H227V193H225L222 189H219ZM9 192H11V194L9 193ZM13 192H15V193H13ZM20 192H21V194H20ZM30 192H31V194H30ZM36 192V193H35ZM5 193V194H4ZM14 194V195H13ZM18 194V195H17ZM20 194V195H19ZM22 195V196H21ZM15 196H16V198H15ZM18 196V197H17ZM25 196V197H24ZM183 196V195H182ZM190 196V195H189ZM189 196H183L182 198H181V201L183 200V198H184V200H183V202H182V207H184L185 209H188L187 208V206H189V208L191 207V210H190V216H193L192 214H193V212L194 211H192V209L194 210V209H198V210H195V212H196V214H195V212H194V216L195 217H197V216H199V214H201V210L199 209V207H198V205L196 204V201L195 202H193V200H192V202L194 203V206L196 207V205H197V207L196 208H193L194 206H193V203L191 202V200H189L188 201V199H190V197ZM259 196H260V199H261V201L259 200ZM5 197V198H4ZM23 197V198H22ZM188 199H187V198ZM233 197V198H232ZM6 198H7V200H6ZM22 198V199H21ZM25 198V199H24ZM9 199V200H8ZM24 199V200H23ZM27 199V200H26ZM255 199V200H254ZM14 200V201H13ZM22 200H23V202H22ZM8 201H10V203L8 202ZM16 201V202H15ZM21 201V202H20ZM184 201H186V202H189V203H184ZM191 202V203H190ZM206 204H208L209 205V202H208V199H207V197H206ZM26 203H24V204H26ZM183 203H184V205H183ZM7 204H9V205H7ZM17 204H19V205H17ZM191 204V205H190ZM196 204V205H195ZM256 204L258 205V207L256 206ZM260 204H261V206H260ZM12 205V206H11ZM16 205H17V207H16ZM18 206H19V208H20V210H18L19 208H18ZM193 206V207H192ZM260 206V207H259ZM260 210H259V209ZM3 210V211H2ZM255 210V211H254ZM258 210H259V212H258ZM191 211H192V213H191ZM2 212H5V213H2ZM198 212V213H197ZM7 213V214H6ZM206 213V215H207V217H209V219H210V221L212 222V223H214L215 225H218V226H221V222H220V220H219V216L215 213V212H209V211H207V212H205ZM4 214V215H3ZM10 214V215H9ZM251 214V215H250ZM260 214V215H259ZM5 215H7L6 217H5ZM181 215H184V213H181L180 214V216ZM22 216V217H21ZM252 216V217H251ZM253 218V219H252ZM256 218V219H255ZM258 218V219H257ZM186 217L184 218V221H186ZM213 220V221H212ZM259 220H261V221H259ZM183 221V220H182ZM19 222V223H18ZM260 222V223H259ZM18 223V224H17ZM247 223H249V224H247ZM256 224V225H255ZM258 224V225H257ZM18 225H19V227H18ZM248 225V226H247ZM249 225H250V234H251V232H252V236L250 235V239H253L251 242H249V243H252V248H250V249H253V251L252 250H250V252H248L249 250H248V248H249V246L251 245V244H248L247 246H248V248L246 247V245L245 244H247L248 243V241L247 240H250V239H248L249 238V234H248V230H249ZM257 228H256V227ZM262 226V227H261ZM255 229H256V231H255ZM262 229V230H261ZM252 230V231H251ZM258 230V231H257ZM246 231H245V234H246ZM260 233V234H259ZM253 234H255V235H253ZM261 235V236H260ZM257 236V237H256ZM263 238V239H262ZM245 239H246V241H245ZM259 239V240H258ZM258 242L259 243V241H260V243L258 244L257 243V245H256V242ZM245 242H247V243H245ZM254 242H255V244H254ZM12 243V244H11ZM242 244V245H241ZM247 249V251H246V249L244 250V247ZM256 246V247H255ZM9 247V248H8ZM254 247V248H253ZM259 249V250H256V249ZM245 251V252H243V250ZM256 251H255V250ZM255 251V252H254ZM257 251H259V252H257ZM7 252V253H6ZM247 253V254H246ZM250 253V254H249ZM256 253H258V254H256ZM7 254V255H6ZM247 255H249V257L247 256ZM257 255V256H256ZM225 256V257H224ZM259 256H261L260 258H259ZM231 257V258H230ZM236 257V258H235ZM243 257V259H241V258ZM251 257V258H252ZM4 258H6V259H4ZM230 258V259H229ZM235 259V261H234V259ZM248 258V259H247ZM250 258V259H251ZM257 258V259H256ZM261 258H262V260H261ZM233 260V262H231ZM248 260V261H247ZM204 261V260H203ZM203 261H201L200 263L201 264H204L203 263ZM208 261V262H207ZM257 261H259V262H257ZM208 263H210V264H212V262H211V260L210 259H205V264H208ZM241 264V263H240Z\"/></svg>",
    "mask_w": 264,
    "mask_h": 264
},
{
    "label": "clouds",
    "instance_id": "obj_3",
    "mask_svg": "<svg viewBox=\"0 0 264 264\" xmlns=\"http://www.w3.org/2000/svg\"><path fill=\"white\" fill-rule=\"evenodd\" d=\"M166 88L169 95L175 99H182L186 95L193 94L194 89L192 82L189 80H182L178 76L169 75L165 82L161 85Z\"/></svg>",
    "mask_w": 264,
    "mask_h": 264
}]
</instances>
